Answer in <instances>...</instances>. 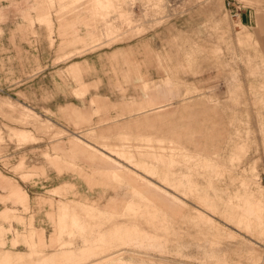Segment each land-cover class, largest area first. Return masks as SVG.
<instances>
[{"label":"rangeland","instance_id":"obj_1","mask_svg":"<svg viewBox=\"0 0 264 264\" xmlns=\"http://www.w3.org/2000/svg\"><path fill=\"white\" fill-rule=\"evenodd\" d=\"M0 264H264V0H0Z\"/></svg>","mask_w":264,"mask_h":264},{"label":"crops","instance_id":"obj_2","mask_svg":"<svg viewBox=\"0 0 264 264\" xmlns=\"http://www.w3.org/2000/svg\"><path fill=\"white\" fill-rule=\"evenodd\" d=\"M71 69L74 72H78L79 71V66L78 65H73ZM150 98H152V97H150V96L147 97V100L145 101L146 104H149V102H151ZM156 99L157 98H154V103L156 102ZM145 108H148V107H143L142 106V107H139L138 110H144Z\"/></svg>","mask_w":264,"mask_h":264}]
</instances>
